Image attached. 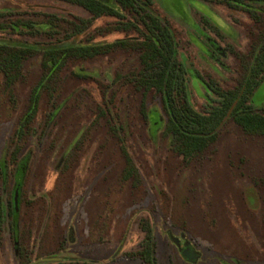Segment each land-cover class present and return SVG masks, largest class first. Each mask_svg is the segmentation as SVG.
<instances>
[{
    "label": "trees",
    "instance_id": "obj_1",
    "mask_svg": "<svg viewBox=\"0 0 264 264\" xmlns=\"http://www.w3.org/2000/svg\"><path fill=\"white\" fill-rule=\"evenodd\" d=\"M54 1L73 6L76 14H69L70 21L53 14L44 15L46 20L37 23L14 19L9 11L0 13V34L43 36L49 41L28 46L0 40V98L5 103L6 126L10 127L0 158V240L8 223L13 238L17 233L20 257L29 253L22 245L23 232L27 231L33 237L43 226L45 229L46 223L55 247L52 254L66 249L68 218L72 213L71 200L77 179L75 173L84 154L92 153L91 160H97L98 155L91 152L90 147L96 143L98 134L109 136L103 143L112 142L121 151L125 162L123 180L132 178L135 187L142 181L130 157L128 142L154 145L161 138L166 144L164 147L181 157V163L188 166L205 159L233 106L230 120L250 135L264 136V108L258 109L252 104L256 90L264 81V0H204L223 3L233 11H243L259 32L252 34L253 43L242 62V82L234 89L225 90L209 80L206 83L213 96L207 95L201 109L195 107L190 90L188 75L193 68L187 62L189 58L184 54V60L179 58V36L169 20L147 8L151 0H114L115 3L101 0ZM103 21L110 23L91 34L94 26ZM203 22L209 23L205 19ZM76 37H81V41L75 42ZM119 55L125 60L115 69L113 76L107 74V79L111 80L108 85L99 81L97 74L85 69L87 64L101 60L115 61ZM95 84L99 85L103 104L102 121L98 119L97 112L100 104L89 90ZM41 115L46 119L39 137L37 126ZM65 117L69 118L67 126L66 121H61ZM53 126H60L58 136L50 141L49 148L45 146L41 151L45 133ZM65 127L71 136L63 152V157L69 162L65 166L71 164L70 160H74L72 165H75L57 174L51 170L52 161L60 148V135L67 132ZM120 133L127 138L123 139ZM129 138L132 140L128 141ZM35 140L38 142L37 150L41 151L40 160L44 163V159L51 156L48 168L51 175L57 174V179L49 194L43 191L35 194L31 190L24 196V184L35 161L32 149ZM100 147L98 149L104 155L107 148ZM108 157L103 158V166L108 165ZM11 176L17 183V189L12 190L11 200L6 205L2 191L7 188ZM16 190L17 211L14 205ZM77 196L83 198V194ZM24 197L28 199L25 202ZM33 199L39 201L35 200L40 206L36 212L34 204L29 203ZM89 206L87 213L96 211L95 203ZM106 207L107 203L101 211H109ZM36 213L38 219L33 217ZM173 222L182 231H188L190 227L186 219L177 221L179 225ZM144 229L143 242L136 251L125 253L124 260L158 264L155 234L151 227ZM84 234L82 236L87 241H94L93 232L87 229ZM102 234V238L107 235ZM25 262L33 263L28 257Z\"/></svg>",
    "mask_w": 264,
    "mask_h": 264
},
{
    "label": "rangeland",
    "instance_id": "obj_2",
    "mask_svg": "<svg viewBox=\"0 0 264 264\" xmlns=\"http://www.w3.org/2000/svg\"><path fill=\"white\" fill-rule=\"evenodd\" d=\"M159 4L162 9L157 10L155 6L156 11L169 20L181 41L180 60H184L185 55L193 68L189 71L188 77L195 107L201 109L207 95L213 96L206 83L209 80L217 82L225 90L237 87L244 78L242 62L247 58L253 43L252 34L257 35L259 32L249 16L240 11L229 10L219 2L209 4L201 0H159ZM74 10L70 3L54 0H0V13L9 11L13 14L12 18L21 21L43 23L46 20L44 15L53 14L70 21L69 14H74ZM202 18L209 23H204ZM108 23L110 22L103 21L95 25L90 31L91 34H94L95 29L104 28ZM255 38L256 36L253 37L254 40ZM0 39L28 46L49 43L43 36L32 37L15 33L0 34ZM209 40L218 44L221 56L217 57L218 53H213L215 51ZM74 41L80 42L81 37H76ZM218 58L224 66L218 64L216 60ZM124 60L125 57L119 55L115 61L101 60L87 64L85 69L91 74H97L98 80L108 85L111 80L107 79V74L113 76L115 69ZM197 73L205 81L201 80ZM98 89L99 85L96 84L89 87L100 104L97 112L98 119L102 121L103 104ZM252 104L258 109L264 108V81L256 90ZM4 108L5 103L0 98V156L10 134V127L6 126L4 118ZM112 118L116 121L115 117ZM45 119L44 115L38 119L39 137ZM68 120V117L61 119L63 123L66 121V126ZM66 129L67 132L64 131L60 135L62 139L60 148L57 149L52 161L51 170L57 174L58 171L67 170L75 165H72L74 160H70L71 164L65 166L68 161L63 157V152L71 138L68 136V127ZM59 130L60 126H53L46 131L41 151L45 146L49 148L50 141L58 136ZM217 134V141L205 159L188 166L181 163V157L164 147L166 144L160 140L161 138L154 145L149 144L148 148L144 147L147 143L128 142L130 157L142 181L138 187L133 185L132 178L123 180L125 162L121 151L112 142L103 143L105 138H110L109 136L98 134L96 143L90 147V150H93L91 152L98 155H95L97 160H91L92 153L84 154L75 173L77 179L74 182L75 192L71 200L72 213L68 218L66 249L61 253L52 254L55 247L50 239L51 234L48 235L46 223L45 229L43 226L33 237L28 235L27 231L23 232L20 239L23 248L29 250V253L20 257L19 241L17 236L11 237L7 223L0 240V264H28L25 262L27 257L32 264H37L38 261L55 255L64 258L63 264L84 262L137 264L125 261L123 255L136 251L142 243L145 235L137 226L143 219L157 223L159 264H187L183 262L180 253L170 241L167 231L173 239L178 238L180 233L187 235L197 250L202 252L204 259L212 260L216 256L215 253L225 258L227 257L225 252H242V255L251 259L261 258L259 263L264 264V136L250 135L230 119H227ZM102 145L107 148L104 155L98 149ZM37 147L38 142L35 140L32 146L35 161L24 184V196L31 190L35 194L41 191L49 194L56 183L57 174L51 175L48 168L51 156L46 157L43 163L40 160L41 151L39 152ZM142 148L148 151H140ZM108 155L109 163L103 166V158ZM101 171L104 174L100 175ZM95 174L99 176L95 177ZM61 180L63 183L66 182L64 179ZM13 189L14 180L11 176L7 188L2 191V199L6 205L11 200ZM93 191L100 197L95 198V202L87 197L88 193ZM78 194H83V198L77 196ZM27 200L24 197V202ZM35 200L29 203L34 204L33 209L36 212L40 206ZM92 203H95L96 211L89 216L88 223L83 214H87L86 208ZM106 203L108 206L106 209L109 211L104 213L101 210ZM37 214L33 216H36V219ZM161 219L165 223L163 229ZM185 219L189 221L188 231L177 229L173 220L179 225L177 221ZM87 229L93 232L94 241L85 239L84 232ZM102 233L107 235L102 238ZM31 238L33 240L29 245ZM206 249H209L210 253L206 254ZM24 251L22 249V252Z\"/></svg>",
    "mask_w": 264,
    "mask_h": 264
},
{
    "label": "flooded vegetation",
    "instance_id": "obj_3",
    "mask_svg": "<svg viewBox=\"0 0 264 264\" xmlns=\"http://www.w3.org/2000/svg\"><path fill=\"white\" fill-rule=\"evenodd\" d=\"M102 2H104V3H107V2H109V1H112L113 3H115V1L114 0H101ZM142 1H144V2H146V0H142ZM201 1H204V0H201ZM204 2H206V3H209V4H212L211 2H207V1H204ZM213 3H215V2H213ZM155 6L157 7V10H161L162 8H161V6H160V4H159V0H151V4H150V6H148L147 8L149 9V10H151L152 12H155V13H157L158 15H160L161 16V14L160 13H158L157 11H156V8H155ZM226 6V5H225ZM227 7V6H226ZM228 8V7H227ZM229 9V8H228ZM229 10H231V9H229ZM233 11V10H232ZM236 11H240V10H236ZM240 12H243V11H240ZM244 13V12H243ZM162 17V16H161ZM163 18H165V17H163ZM203 19V18H202ZM1 40V39H0ZM209 43H210V46L213 48V50L215 51V52H213L214 54L217 52L218 53V56L217 57H219V56H221V50H220V48H219V46H218V44L216 43V42H214V41H212V40H209ZM232 52V51H231ZM216 53V54H217ZM214 57V56H213ZM217 60V62H218V64L220 65V66H224V64H222L221 62H220V59L218 58V59H216ZM213 81V80H212ZM216 84H217V82H215ZM119 136H121L123 139H125L124 137H126L127 138V135L126 136H124V134H122V133H120L119 134ZM160 139V138H159ZM129 140H132L131 138H129L128 139V141ZM131 143H132V141H131ZM156 143V142H155ZM144 146V145H143ZM148 146H149V144L147 143V145H145L144 147H146V148H148ZM148 151V150H145V149H141L140 151ZM3 154V153H2ZM2 154H1V156H0V158L2 157ZM97 165V164H96ZM96 169V168H95ZM99 176V175H98ZM14 188H16L17 189V183H14ZM17 190L15 191V195H14V205H15V196L17 195ZM88 198H89V200L90 201H93V202H95V198H100L97 194H96V192H89L88 193V196H87ZM15 208H16V211H17V206L15 205ZM101 214V213H100ZM86 218H87V222L89 223V216L91 215L92 216V213H85V214H83ZM102 215V214H101ZM104 215H106V214H103V216ZM83 216V217H84ZM85 221V222H86ZM161 226H162V229L164 228L163 227V224H165L164 222H163V219H161ZM152 228V230H153V233L155 234V237H156V229L157 230H159L158 229V227H157V223L154 221V222H150V220L149 219H143V220H141L139 223H138V226H137V228L140 230V231H142L143 233H144V235H145V229L144 228H146V230H148L149 228ZM167 233H168V237L170 238V241L172 242V244L176 247V249H177V251L180 253V256H181V258H182V260H183V262H185V263H187V264H260L259 263V261L261 260V258H258V259H251V258H249L248 256H246V255H242L243 253L242 252H238V253H227V252H225L226 253V256L227 257H222V256H219V255H217V256H214L213 257V259L212 260H208V259H204V255L202 254V252H199L198 250H197V248H196V246L193 244V242H192V240L190 239V238H188V236L187 235H184V234H182V233H180V235H179V237L178 238H175V239H173V236L169 233V231H167ZM16 236H17V233H16ZM11 237H12V235H11ZM13 238V237H12ZM143 242V241H142ZM202 244L204 245V243L202 242ZM140 246V245H139ZM138 246V247H139ZM187 251H190V252H193L194 253V255H195V257H194V259H192V260H185L184 258H183V253L184 252H187ZM240 251V250H239ZM205 252H206V254H208V253H210V250L209 249H206L205 250ZM215 252V251H214ZM233 254V255H232ZM236 254V256H238V257H236V256H234ZM263 259V258H262ZM206 260V261H205ZM205 261V262H204ZM84 263H88V264H92V263H89V262H84ZM159 264V263H158Z\"/></svg>",
    "mask_w": 264,
    "mask_h": 264
},
{
    "label": "water",
    "instance_id": "obj_4",
    "mask_svg": "<svg viewBox=\"0 0 264 264\" xmlns=\"http://www.w3.org/2000/svg\"><path fill=\"white\" fill-rule=\"evenodd\" d=\"M233 109H234V106L231 108V110H230L227 118L224 120V122H226L227 119H229L230 114H231V112H232ZM15 205L18 206V193L15 196ZM194 257H195V255H194L193 252L187 251V252H184L183 253V258L185 260H192V259H194ZM63 261H64V258L63 257L55 255V256L46 257V258L38 261L37 264H42V263L52 264V263H60V262H63Z\"/></svg>",
    "mask_w": 264,
    "mask_h": 264
}]
</instances>
